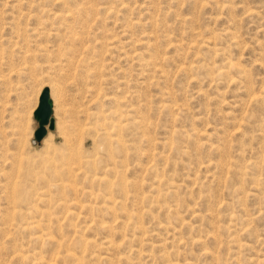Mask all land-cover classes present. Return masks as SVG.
Segmentation results:
<instances>
[{
  "label": "rangeland",
  "instance_id": "1",
  "mask_svg": "<svg viewBox=\"0 0 264 264\" xmlns=\"http://www.w3.org/2000/svg\"><path fill=\"white\" fill-rule=\"evenodd\" d=\"M263 100L264 0H0V264H264Z\"/></svg>",
  "mask_w": 264,
  "mask_h": 264
},
{
  "label": "bare ground",
  "instance_id": "2",
  "mask_svg": "<svg viewBox=\"0 0 264 264\" xmlns=\"http://www.w3.org/2000/svg\"><path fill=\"white\" fill-rule=\"evenodd\" d=\"M59 1H60V0H59ZM64 4H65V3H64ZM69 10H70V9H69ZM65 11H66V10H65ZM71 13H72V12H71ZM63 14H64V13H63ZM69 14H70V13H69ZM57 15H58V14H57ZM56 17H57V16H56ZM62 17H63V16H62ZM58 18H59V17H58ZM60 18H61V16H60ZM60 22H61V21H60ZM61 23H62V22H61ZM64 23H65V22H64ZM59 24H60V23H59ZM51 31H52V30H51ZM57 31H58V30H57ZM55 32H56V31H55ZM56 33H57V32H56ZM56 33H55V34H56ZM58 35H59V34H58ZM47 36H48V35H47ZM49 36H50V33H49ZM58 37H59V36H58ZM54 40H55V39H54ZM54 40H53V41H54ZM61 40H63V39L61 38ZM72 40H73V39H72ZM46 42H47V41H46ZM51 42H52V41H51ZM57 42H58V40H57ZM61 42H62V41H61ZM61 42H60V43H61ZM70 42H71V41H70ZM47 43H48V42H47ZM47 43H46V44H47ZM41 44H42V42H41ZM44 44H45V43H44ZM53 44H54V43H53ZM59 45H60V44H59ZM69 45H70V44H69ZM72 45H74V43H73ZM74 46H75V45H74ZM74 46H73V47H74ZM45 47H46V46H45ZM45 47H44V48H45ZM58 47H59V46H58ZM60 47H61V46H60ZM66 47H69V46H66ZM62 48H63V47H62ZM64 48H65V47H64ZM57 49H58V48H57ZM65 49H66V48H65ZM69 49H72L71 46H70ZM74 49H75V48H74ZM43 50H44V49H43ZM47 50H49V47H48ZM61 50H62V49H61ZM67 50H68V49H67ZM52 51H53V50H52ZM221 51H222V50H221ZM48 52H49V51H47V53H48ZM53 52H54V51H53ZM55 52H56V51H55ZM65 52H66V51H65ZM71 52H72V51H71ZM63 53H64V52H63ZM72 53H73V52H72ZM76 53H77V52H76ZM67 54H68V52H67ZM72 55H73V54H72ZM74 56H75V54H74ZM79 56H80V55H79ZM79 56H75V57H76V60H77V58H78ZM80 58H81V57H80ZM80 58H78V59H80ZM84 60H85V59H84ZM84 60H83V61H84ZM227 62H228V61H227ZM228 63H229V62H228ZM85 73H86V72H85ZM250 82H251V81H250ZM111 83H112V82H111ZM111 83H110V84H111ZM246 85H247V84H246ZM56 86H57V85H56ZM116 86H117V85H116ZM118 86H119V85H118ZM54 87H55V86H54ZM47 88H48V87H47ZM48 90H49V97H50V89L48 88ZM117 90H118V89H117ZM87 91H88V90H87ZM93 91H94V90H93ZM53 92H54V90H53ZM98 92H99V91H98ZM90 94H91V91H90ZM95 94H96V93H95ZM106 94H107V93H106ZM110 95H111V94H110ZM116 95H117V94H116ZM92 96H93V94H92ZM92 96H91V98H92ZM102 96H103V95H102ZM108 96H109V95H108ZM118 96H119V95H118ZM258 96H259V95H258ZM93 97H94V96H93ZM100 97H101V96H100ZM106 97H107V95L105 96V98H106ZM253 97H254V96H253ZM259 97H260V96H259ZM259 97H258V98H259ZM50 98H51V97H50ZM95 98H96V97H95ZM105 98H104V99H105ZM112 98H113V97H112ZM118 98H119V97H118ZM124 98H125V97H124ZM88 99H90V98H88ZM101 99H103V98H101ZM101 99H100V100H101ZM108 99H109V98H108ZM110 99H111V98H110ZM256 99H257V98H256ZM260 99H261V98H260ZM55 100H56V99H55ZM92 100H93V99H92ZM97 100H98V98H97ZM121 100H122V99H121ZM251 100H252V99H251ZM257 100H258V99H257ZM119 101H120V99H119ZM263 101H264V100H263ZM51 102H52V108H51V113H52V112H53V101H52V99H51ZM54 102H55V101H54ZM87 102H88V101H87ZM89 102H90V101H89ZM95 102H96V100H95ZM98 102H99V101H98ZM115 102H116V101H114V103H115ZM120 102H121V101H120ZM256 102H258V101H256ZM96 103H97V102H96ZM118 103H119V102H118ZM55 104H56V102H55ZM89 104H92V103L90 102ZM93 104H95V103L93 102ZM97 104H98V103H97ZM103 104H104V102H103ZM120 104H121V103H120ZM120 104H119V105H120ZM58 105H60V104H58ZM100 105H101V104H100ZM116 105H117V104H116ZM119 105H118L117 107H119ZM95 106H96V105H95ZM97 106H98V105H97ZM97 106H96V108H97ZM110 106H111V105H110ZM112 106H113V105H112ZM123 106H124V104H123ZM260 106H261V105H260ZM56 107H57V105H56ZM86 107H87V106H86ZM86 107H85V108H86ZM99 107H100V106H99ZM99 107H98V109H100ZM101 107H102V106H101ZM88 108H89V107H88ZM103 108H104V106H103ZM107 108H108V107H107ZM107 108H106V109H107ZM109 108H111V107H109ZM114 108H115V107H114ZM123 108H124V107H123ZM123 108H122V109H123ZM91 109H92V108H91ZM94 109H95V108H94ZM98 109H97V110H98ZM106 109H105V110H106ZM111 109H112V108H111ZM85 110L87 111V110H89V109H85ZM108 110H109V109H107V111H108ZM112 110H113V109H112ZM120 110H121V109H120ZM124 110H125V108H124ZM93 111H94V110H93ZM100 111H101V109H100ZM100 111H98V112H100ZM83 112H85V111H82V113H83ZM108 112H110V111H108ZM114 112H115V111H114ZM118 112H119V111H118ZM121 112H122V111H121ZM123 112H124V111H123ZM80 113H81V112L79 111V114H80ZM95 113H96V112H95ZM95 113H94V114H95ZM106 113H107V112H106ZM106 113H105V114H106ZM125 113H126V112H125ZM85 114H86V113H85ZM88 114H90V113L88 112ZM99 114H100V113H99ZM107 114H109V113H107ZM81 115H82V114H81ZM86 115H87V114H86ZM91 115H93V114H91ZM96 115H97V114H96ZM96 115H95V117L98 118ZM103 115H104V114H103ZM112 115H113V114H112ZM112 115H111V116H112ZM118 115L120 116L121 114L118 113L117 116H118ZM107 116H108V115H107ZM114 116H116V115L114 114ZM121 116H122V115H121ZM121 116H120V117H121ZM51 117H52V116H51ZM100 117H101V116H100ZM100 117H99V118H100ZM102 117H103V116H102ZM105 117H106V116H105ZM52 118H53V128H54L55 121H54V117H52ZM88 118H89V117H88ZM99 118H98V119H99ZM111 118H112V117H111ZM114 118H115V117H114ZM114 118H112V119H114ZM116 118H117V117H116ZM121 118H122V117H121ZM78 119H79V118H78ZM80 119H81V118H80ZM80 119H79V120H80ZM112 119H111V120H112ZM117 119H118V118H117ZM117 119H116V120H117ZM86 120H87V119H86ZM100 120H101V119H100ZM104 120H105V118H104ZM104 120H103V121H104ZM106 120H107V119H106ZM119 120H121V119L119 118ZM82 121H83V120H82ZM90 121L92 122V120H90ZM103 121H102V124H103ZM107 121H108V120H107ZM107 121H106V122H107ZM112 121H113V120H112ZM75 122H77V121H75ZM79 122H80V121H79ZM88 122H89V121H88ZM100 122H101V121H100ZM108 122H109V121H108ZM114 122H115V121H114ZM116 122H117V121H116ZM118 122H119V121H118ZM120 122H121V121H120ZM120 122H119V123H120ZM83 124H85V123H83ZM83 124H82V125H83ZM92 124H93V122H92ZM95 124H96V126H97V123H96V122H95ZM121 124H122V123H121ZM78 125H79V124H78ZM78 125L76 126V127H78V129L76 130L77 133H78V132L80 133V132H82V131L85 130V129H84L85 126L82 127V125H81V126H78ZM99 125H100V124H99ZM105 125H106V124H105ZM109 125H110V124H109ZM92 126H93V125H91V127H92ZM102 126H104V124H103ZM125 126H126V125H125ZM73 127H74V125H73ZM89 127H90V125H89ZM94 127H95V126H94ZM94 127H93V128H94ZM99 127H100V126H99ZM106 127H107V126H106ZM113 127H114V126H113ZM118 127H120V125H118ZM123 127H124V125H123ZM123 127H122V128H123ZM85 128H86V127H85ZM95 128H98V127H95ZM107 128H108V127H107ZM114 128H115V127H114ZM114 128H113V129H114ZM124 128H125V127H124ZM45 129H46V126H45ZM72 129H73V128H72ZM88 129H89V128H88ZM88 129H86V130H88ZM110 129H112V128H110ZM110 129L108 128V130H110ZM116 129H117V128H116ZM116 129H115V130H116ZM120 129H121V127H120ZM120 129L118 128L119 132H120ZM92 130H94V129H92ZM101 130H102V129H101ZM115 130H113V132H114ZM121 130H122V129H121ZM71 131H72V130H71ZM104 131H107V130L104 129ZM116 131H117V130H116ZM74 132H75V129H74ZM101 132H103V131H101ZM101 132H99V133L101 134ZM110 132H111V130H110ZM117 132H118V131H117ZM117 132H116V134H117ZM122 132H123V131H122ZM47 133H48V131L46 130L45 135H44V136L41 138V140L39 141L40 143H41V141L45 138V136L47 135ZM69 133H70V132H69ZM82 133H83V132H82ZM85 133H87V132L85 131ZM91 133H92V132H91ZM91 133H90V134H91ZM99 133H97V134H99ZM108 133H109V132H108ZM83 134H84V133H83ZM83 134H82V135H83ZM120 134H122V133H120ZM120 134H118V136H121ZM66 135H67V133H66ZM70 135H71V134H70ZM73 135H74V134H73ZM82 135H81V136H82ZM91 135H92V134H91ZM102 135H103V134H102ZM102 135H100V137H101ZM107 135H108V134H107ZM110 135H111V133H110ZM79 136H80V134H79ZM94 136H95V135H94ZM48 137H49V136H48ZM51 137H52V136H51ZM76 137H77V136H76ZM76 137H75V138H76ZM103 137H104V135H103ZM103 137H102V138H103ZM109 137H110V136H109ZM104 138H105V137H104ZM106 138H107V137H106ZM111 138H112V137H111ZM111 138H110V139H111ZM113 138H114V137H113ZM116 138H117V137H116ZM118 138H119V137H118ZM47 139H48V138H47ZM49 139H50V138H49ZM76 139H77V138H76ZM80 139H81V137H80ZM45 140H46V138H45ZM82 140H83V139H82ZM102 140H103V139H102ZM102 140H101V142H102ZM108 140H109V139H108ZM113 140H115V138H114ZM46 141H48V140H46ZM103 141H104V140H103ZM111 141H112V140H111ZM120 141H122V140H120ZM34 142H35V141H34ZM50 142H51V141H50ZM101 142H100V145H101ZM117 142H118V140H117ZM108 143H109V142H108ZM108 143H106V144H108ZM121 143H122V142H121ZM48 144H49V143H48ZM119 145H120V144H119ZM110 146H111V145H110ZM112 146H113V145H112ZM122 146H123V145H122ZM101 147H102V146H101ZM104 147H105V146H104ZM107 147H108V146H107ZM105 148H106V147H105ZM111 148H112V147H110V150H111ZM121 148H122V147H121ZM107 149H108V148H107ZM122 149H123V148H122ZM113 151H114V150H113ZM108 152H109V151H107V154H108ZM114 152H115V151H114ZM104 154H105V153H104ZM79 155H80V153H79ZM79 155H78V156H79ZM80 156H81V155H80ZM109 156H110V155H109ZM106 158H107V157H106ZM97 159H98V158H97ZM106 160H107V159H106ZM86 162H88V161H86ZM96 162H97V161H96ZM94 163H95V162H93V164H94ZM153 173H154V172H153ZM116 174H117V173H116ZM157 175H158V174H157ZM100 179H101V178H100ZM103 179H104V178H103ZM94 180H95V179H94ZM106 180H107V179H106ZM113 180H114V179H113ZM100 181H101V180H100ZM107 181H108V180H107ZM107 181H106V182H107ZM111 182H113V181H111ZM157 182H158V181H157ZM59 183H60V182H59ZM63 184H64V183H63ZM108 184H109V181H108ZM114 184H115V183H114ZM66 185H67V184H66ZM66 185H65V186H66ZM112 185H113V184H112ZM118 185H121V183L118 184ZM158 185H159V183H158ZM61 186H62V184H61ZM65 186H64V187H65ZM106 186H107V185H106ZM114 186H115V185H114ZM114 186H113V189H112V190H114ZM107 187H108V186H107ZM107 187H106V188H107ZM111 187H112V186H111ZM116 187H117V186H116ZM123 188H124V187H123ZM124 189H125V188H124ZM126 189H127V188H126ZM126 189H125V190H126ZM121 190H122V189H121ZM121 190H120V191H121ZM125 190H124V191H125ZM108 191H109V190H108ZM90 192H91V191H90ZM110 192H111V191H110ZM125 192H126V191H125ZM125 192H124V193H125ZM104 193H105V192H104ZM109 194H110V193H109ZM56 201H57V200H56ZM47 236H48V235H47ZM47 236H46V237H47ZM36 237H38V236L36 235ZM48 237H49V236H48ZM48 237H47V240H48ZM42 238H43V237H42ZM35 239H36V238H35ZM40 239H41V238H40ZM36 240H37V239H36ZM108 243H109V242H108ZM107 245H108V244H107ZM109 246H111V245L109 244ZM67 251H68V250H67ZM67 251H66V252H67ZM67 253H68V252H67ZM69 253H71V252H69ZM69 253H68V254H69ZM71 254H73V253H71ZM68 257L71 258L72 256L69 255V256H67V258H68ZM70 258H69V259H70ZM72 258H73V257H72ZM73 259H75V258H73ZM76 259H77V258H76ZM78 259H79V258H78ZM119 259H120V258H119ZM119 261H120V260H119Z\"/></svg>",
  "mask_w": 264,
  "mask_h": 264
},
{
  "label": "water",
  "instance_id": "3",
  "mask_svg": "<svg viewBox=\"0 0 264 264\" xmlns=\"http://www.w3.org/2000/svg\"><path fill=\"white\" fill-rule=\"evenodd\" d=\"M52 102L49 97L47 87H42L37 99V104L32 112V117L36 121V128L32 132L33 141L39 142L45 135L46 129H53V118L51 117Z\"/></svg>",
  "mask_w": 264,
  "mask_h": 264
}]
</instances>
